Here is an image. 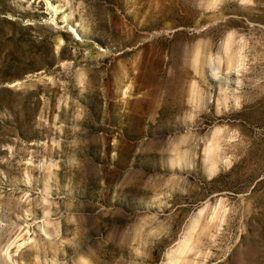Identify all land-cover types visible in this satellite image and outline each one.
<instances>
[{
	"label": "rangeland",
	"instance_id": "374dc122",
	"mask_svg": "<svg viewBox=\"0 0 264 264\" xmlns=\"http://www.w3.org/2000/svg\"><path fill=\"white\" fill-rule=\"evenodd\" d=\"M0 264H264V0H0Z\"/></svg>",
	"mask_w": 264,
	"mask_h": 264
}]
</instances>
